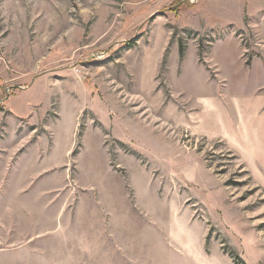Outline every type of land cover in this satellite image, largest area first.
<instances>
[{"label": "rangeland", "instance_id": "obj_1", "mask_svg": "<svg viewBox=\"0 0 264 264\" xmlns=\"http://www.w3.org/2000/svg\"><path fill=\"white\" fill-rule=\"evenodd\" d=\"M264 0H0V264H264Z\"/></svg>", "mask_w": 264, "mask_h": 264}, {"label": "bare ground", "instance_id": "obj_2", "mask_svg": "<svg viewBox=\"0 0 264 264\" xmlns=\"http://www.w3.org/2000/svg\"><path fill=\"white\" fill-rule=\"evenodd\" d=\"M262 166H263V168H264V164H263Z\"/></svg>", "mask_w": 264, "mask_h": 264}]
</instances>
